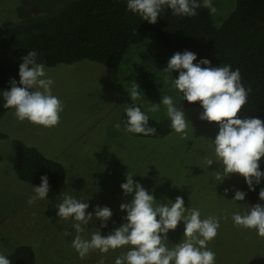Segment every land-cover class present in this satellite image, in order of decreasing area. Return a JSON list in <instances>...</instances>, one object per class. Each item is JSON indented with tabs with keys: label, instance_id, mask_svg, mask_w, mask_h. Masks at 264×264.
I'll use <instances>...</instances> for the list:
<instances>
[{
	"label": "trees",
	"instance_id": "obj_1",
	"mask_svg": "<svg viewBox=\"0 0 264 264\" xmlns=\"http://www.w3.org/2000/svg\"><path fill=\"white\" fill-rule=\"evenodd\" d=\"M229 1L232 2L226 13H213L218 25L214 22L212 13L203 6L193 17H178L166 9L155 24L143 21L138 15L129 12L126 0H54L53 4L33 7L32 11L21 16L0 20V91L10 90V81L13 78L19 82V64L29 50H35L39 60L47 67L89 60L100 64L103 68H99L104 77L119 87L118 99L121 110L118 120L125 129L124 107L131 104V99L130 93L125 91L127 88L120 81L122 76L132 83V88L139 84V91H151L149 93L154 97L166 83L162 80V74L171 77V81L178 78L177 73L172 76L165 70L164 62L170 58L158 46L162 45L170 57L177 52L189 50L197 54L198 60L209 59L213 66L230 64L233 69L238 68L242 83L251 89V93L246 105L237 115L264 121V0H225L226 4ZM133 45L136 46L131 48ZM147 46L152 47V50ZM122 86L126 89H122ZM158 97L161 100V97ZM135 103L142 106L141 95L139 102L136 100ZM180 103L183 110L191 107L202 109L198 101L194 103L183 101L182 93L177 105ZM9 110L11 109L3 107V100L0 98V120ZM142 111L145 112L143 106ZM199 116L194 118L200 119ZM149 123L150 126L157 128L156 135L130 134L139 138L160 139L174 132L170 127L169 118L156 120L150 117ZM6 138L7 134L0 133V140L4 141ZM103 144V141L99 142L97 148L101 149ZM197 146L194 147L195 152H192L193 155L196 154L195 161L202 160V152H198ZM10 149L13 156L11 168L18 182L15 181L22 186L21 190L16 191L25 193L23 202L15 206L19 207L17 215L26 216L23 229L27 234L22 239L12 240L11 243L5 241L6 245L0 243L2 245L0 252L8 256L12 264H115V259L127 250L126 246L110 250L108 253L91 250L87 256L81 258L71 244L76 235L71 228L73 221L59 219L54 206L59 203L61 193L68 191L72 195L88 200L89 212H92L96 205L110 207L113 216L107 222V227L100 229L103 235H107L125 222L122 217L126 213L120 211V204L129 202L132 198L122 196L120 185L125 182V174L120 173L117 176L115 174L116 181L111 185L102 183L98 178L104 179L103 173L98 176L96 171L84 173L86 175L83 177L79 174V177L72 178L70 173L75 167L73 164L75 157L67 170L61 161L46 156L37 147L28 145L21 139H12ZM118 150L119 145L114 149L117 155L110 147L105 150V153L110 154L113 170H115L113 161L121 165L122 158L120 159ZM79 152V158L86 156V152L81 150ZM95 155L98 156V150ZM2 158L3 155L0 154V160ZM101 159L108 161V157ZM145 160L148 166L142 164L144 160L139 162L138 168L142 171L137 174V181L154 192L156 197L164 181H168L171 161L162 160L155 155ZM83 161L84 165L91 163L90 159ZM98 165L101 166L95 164L94 168L97 169ZM261 170L264 171V163H261ZM45 174L49 178L51 189L49 199L37 200L36 204L30 205L28 200L34 195L32 185L39 186L40 177ZM79 178L82 180L80 185ZM211 188H206L209 189L208 193L206 190L201 192L200 196L204 194L200 203L202 207L203 202L212 200ZM261 188H264V180L255 186V191H249L244 179L239 176L236 189L246 192L247 195L244 201L236 204L230 201L232 195L225 194L224 191L223 199L220 198L222 208L218 207L219 209L215 210L217 213L212 212L211 215L220 218L219 229L226 225L230 226L229 216L232 213H243L248 206L260 203ZM27 207L32 210L29 211ZM86 227L82 235L84 238H90L96 228H100V221L94 220ZM229 231L238 234L234 227L230 226ZM183 232L184 225L181 222L177 229L168 233L169 241L165 242L168 247L179 243ZM61 235L64 239L65 235L72 237L70 241L64 242ZM218 236L223 240V235L218 233L215 238ZM214 239L211 241L219 242V239L217 241ZM207 246L209 248L211 245Z\"/></svg>",
	"mask_w": 264,
	"mask_h": 264
},
{
	"label": "clouds",
	"instance_id": "obj_2",
	"mask_svg": "<svg viewBox=\"0 0 264 264\" xmlns=\"http://www.w3.org/2000/svg\"><path fill=\"white\" fill-rule=\"evenodd\" d=\"M126 6L129 12L150 24H155L166 9L178 17H193L201 6L210 13L216 12L212 0H203L202 3L201 0H126ZM165 70L171 75L178 72L173 86L182 93L183 101L200 102L203 109L200 120L218 125V133L211 141L215 159L207 160V165L219 162L221 168L213 172L211 181L218 185L239 174L248 190L255 191V186L264 180V171L261 170V163H264V121L237 115L251 93V89L242 83L240 70L233 69L230 64L213 66L209 59L198 60L197 54L189 50L173 54ZM18 75L19 82L13 78L10 90L0 91L3 107L14 109L13 115L21 122L27 120L46 128L58 125L64 103L53 94L55 82L35 50H29L22 57ZM139 88V84L133 86L129 95L131 104L124 107L125 130L153 136L157 128L150 126L149 115L135 103L140 97ZM161 105L166 108L171 129L183 138L191 122L186 118L182 103L177 105L172 96L165 95L158 104L153 103L152 111H158ZM114 127L119 129L121 124L117 122ZM134 176L128 172L125 182L120 185L124 195L132 197L129 202L120 204V211L126 213L122 217L125 222L107 235H103L100 229L106 228L113 216L110 207L96 205L89 212L88 200L68 191L61 193L59 203L54 206L56 215L59 219L73 221L71 228L76 235L71 244L78 255L83 258L91 250L108 253L126 246L127 250L115 259V264H216V253L207 245L218 234L220 218L209 216L202 219L201 211L186 208L181 196H177L175 201L167 197L159 201L154 192L134 180ZM40 180L39 186L32 185L34 195L28 200L30 205L37 200L49 199V178L45 174ZM229 191L234 192L230 201L237 204L247 195L238 189H225V194ZM259 200L260 203L248 206L243 213H233L232 221L236 226L254 229L258 236L264 237V188L259 192ZM94 220L100 221V228H96L90 238H84L82 234L86 226ZM181 222L184 225L182 240L168 247L165 243L169 241L168 233L177 229ZM0 264H12V261L0 252Z\"/></svg>",
	"mask_w": 264,
	"mask_h": 264
},
{
	"label": "rangeland",
	"instance_id": "obj_3",
	"mask_svg": "<svg viewBox=\"0 0 264 264\" xmlns=\"http://www.w3.org/2000/svg\"><path fill=\"white\" fill-rule=\"evenodd\" d=\"M53 2L54 0H0V20L21 16L32 11L33 7L46 6ZM231 2L226 4L225 0H212L216 8L215 13H226ZM212 16L214 17L213 13ZM215 21L217 22L214 17ZM135 46L133 45L131 48ZM158 46L170 58L166 48L162 45ZM147 47L152 50V47ZM167 64L168 60H165V68H167ZM99 67L103 68L100 64L89 60L47 67L49 75L55 82L52 89L53 94L64 103V111L60 115L58 125L46 128L32 124L27 120L18 121L13 115L14 109L9 110L1 118L0 133L7 134V138L4 141L0 140V154L3 155L0 160V243L6 245V242L11 243L12 240L22 239L27 234L23 229L26 216L25 214L17 215L19 207L15 206L17 203L23 202L25 193L16 191L21 190L22 186L16 183L17 180L11 168L13 156L10 145L14 138L21 139L26 144L37 147L46 156L61 161L67 170L75 157L73 161L75 167L73 166L74 169L70 173L72 178L79 177V174L83 177L86 175L84 173L96 171L98 176L103 173L104 177L102 178L104 179H98L108 185L114 183L116 181L115 174L117 176L120 173L125 174L126 177V174L130 172L135 175L134 180L137 181V174L142 171L141 168H138L139 162L144 160L142 164L148 166L145 159H150L151 156L155 155L162 160H169L171 161V171L167 175L168 181H164V184L161 183L163 187L157 192V200L163 201L167 197L175 201L177 196H181L184 198L186 208H198L201 211L202 219L211 216L212 212H216V209L222 208L220 198H222L225 189L237 188L239 174H234L231 179L225 180L222 184L216 185L211 181L213 172L221 168L219 162L207 165V160L215 159L211 141L218 133V125L216 122L209 123L194 118V116L200 115L202 109L191 107L184 110L186 118L191 124L186 129V135L183 138L175 131L160 139L132 136L122 126L119 129L114 127L119 122L121 110L118 99L119 87L116 84H111L109 78L104 77ZM174 73L178 74L174 71L172 75ZM161 77L166 83L155 93L156 97L150 94L151 91H139L143 100V104H141L143 109L156 120L168 118L163 105L158 111H152L153 103L160 102L158 96L170 95L174 101L178 96V90L174 88L173 81L170 80L171 77L163 74ZM120 81L128 90L123 86L122 89L125 88L126 90H124L129 94L132 83L123 76ZM179 96L176 103L179 101ZM137 100L139 102V98ZM101 141L104 142L103 150H101L102 147L101 149L97 148ZM122 143L125 145H121ZM127 144L135 147L132 148ZM118 145V154L122 160L120 161L121 165L119 162L113 161L115 167L113 170L112 159L109 153H105V150L110 147V150L116 154L114 149ZM196 145H198V152H202V160L195 161L196 154H192L196 150ZM144 146H146L145 149H142ZM80 150L86 152V156L79 158ZM97 150L98 156L95 155ZM142 150H147V152ZM105 155L108 157L107 162L101 159H106ZM85 159H90L91 163L88 162L87 165H84L85 162L82 160ZM95 164H101V166L98 165L96 169L94 168ZM81 181L79 178V185ZM206 188H211L212 200L203 202L202 207L200 203L204 194L200 195ZM209 189L205 192L208 193ZM228 194L233 197L234 192L229 191ZM122 196L126 197L123 192ZM232 215L233 213L229 216V224L235 228L238 234L231 233L230 226L226 225L223 229L218 230V233L224 236L223 240L218 236L214 240L219 239V242L210 241L208 243L211 245L209 249L216 253V264H264V237L258 236L254 229L236 226L232 221ZM71 237V235H65L64 239L61 235L64 242L65 240L66 242L70 241Z\"/></svg>",
	"mask_w": 264,
	"mask_h": 264
}]
</instances>
